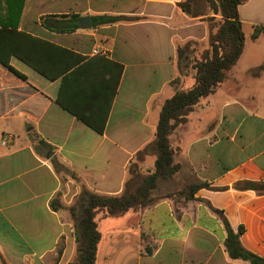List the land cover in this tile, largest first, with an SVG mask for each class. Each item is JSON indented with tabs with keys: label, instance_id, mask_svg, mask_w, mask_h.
<instances>
[{
	"label": "crops",
	"instance_id": "0c3cea01",
	"mask_svg": "<svg viewBox=\"0 0 264 264\" xmlns=\"http://www.w3.org/2000/svg\"><path fill=\"white\" fill-rule=\"evenodd\" d=\"M196 8L192 0H0V264L73 260L70 214L51 201L69 206L82 188L118 194L153 171L160 107L194 84L177 48L187 43L194 59L192 46L208 44L212 14ZM71 13L89 15L91 27L56 32L40 23ZM237 13V62L169 136L181 166L172 186L209 187L100 216L95 264H250L229 257L211 207L264 257V193L234 187L264 182V0H240ZM99 14L122 19L93 27Z\"/></svg>",
	"mask_w": 264,
	"mask_h": 264
},
{
	"label": "trees",
	"instance_id": "16d2710c",
	"mask_svg": "<svg viewBox=\"0 0 264 264\" xmlns=\"http://www.w3.org/2000/svg\"><path fill=\"white\" fill-rule=\"evenodd\" d=\"M214 1L219 4L222 21L217 32L209 36L208 46L194 59L187 58V43L177 48L178 67L179 61L186 60L182 66L194 69V84L187 90H176L162 103L156 123L155 138L151 143L152 152L155 154L154 170L141 178L138 185L132 190L129 183L124 185L118 194H102L82 188L72 205L64 207L52 200L53 209L63 208L68 210L73 226L76 242V259L66 264H95L97 245L100 240V231L96 215L101 217L118 216L128 210L143 208L152 203V191L160 181L169 180L180 168L176 158V151L170 142V134L174 129L186 122L189 113L198 104L201 98L212 93L220 84L227 73L237 62L243 48L244 35L238 19L237 5L240 0H207L213 9ZM183 11L188 12L185 1L179 3ZM216 11L217 9H213ZM92 26L103 23H112L122 19L120 16L107 14L92 15ZM80 16L71 14H48L40 16V23L44 28L56 32H73L80 27ZM257 28L252 33V38L257 35ZM86 124L98 132L102 127L90 123L84 116L76 114ZM209 184L194 181L180 188V193L185 199H193L194 193ZM240 189H253L264 193V182H238L234 185ZM220 217L226 237L224 245L230 258L248 261L250 264H264V257L246 250L240 243L243 227L234 230L224 213L220 209L211 207ZM136 264V263H134Z\"/></svg>",
	"mask_w": 264,
	"mask_h": 264
},
{
	"label": "rangeland",
	"instance_id": "374dc122",
	"mask_svg": "<svg viewBox=\"0 0 264 264\" xmlns=\"http://www.w3.org/2000/svg\"><path fill=\"white\" fill-rule=\"evenodd\" d=\"M192 1L194 2V5L197 7L196 11L199 10V12L201 11L204 14H212L210 16H206L205 20L209 24V29H210L209 36L210 35H214L217 32V30L219 28V25H220V23L222 21V16H221L220 11H219V4L216 1H214V6H215L214 8L217 9L216 11H214L213 10L214 8L213 9L211 8L212 6H210V4L207 2V0H192ZM208 41H209V39H208ZM207 46H208V44L205 45V46H199L198 44L192 46L193 48H195V51H196L194 57L196 55L198 57L199 54L207 48ZM180 170H181V166H180V168L178 169V171L174 175L178 174L180 172ZM150 173H147V174H144V175H141V174L134 175L135 178H133L130 182H128L129 186L132 188V190H134V188L138 185V183H139L141 178L145 177L146 175H148ZM67 175H69V174H67ZM174 175H173V177H174ZM171 179L159 182V184L157 185L156 189H154L152 191V194H151L152 202L154 200H156L157 198H159V197H165V196L173 197L175 199H177L178 197H183L184 195L181 194L180 191H179L180 188L183 187L186 184L194 182V180H193V181H189L188 183H185L181 187L180 186L173 187L172 183L170 182ZM175 180L181 185V183L177 179H175ZM77 196L75 197V199L77 198ZM66 207H68V206H66ZM96 219H97V221L99 220V222H102L104 220L103 218L100 217V214L96 215ZM72 229H73V226H72ZM60 252L61 251L59 250L58 254H60ZM52 259H53V261H55V258H52ZM75 259H76V251L74 253V258L71 261H74Z\"/></svg>",
	"mask_w": 264,
	"mask_h": 264
},
{
	"label": "water",
	"instance_id": "95a60500",
	"mask_svg": "<svg viewBox=\"0 0 264 264\" xmlns=\"http://www.w3.org/2000/svg\"><path fill=\"white\" fill-rule=\"evenodd\" d=\"M79 24L84 27V28H90L91 27V21H90V16L86 15L82 17L79 21Z\"/></svg>",
	"mask_w": 264,
	"mask_h": 264
},
{
	"label": "built area",
	"instance_id": "2783aa9c",
	"mask_svg": "<svg viewBox=\"0 0 264 264\" xmlns=\"http://www.w3.org/2000/svg\"><path fill=\"white\" fill-rule=\"evenodd\" d=\"M102 52H104V50L100 47H96L93 49V53H102Z\"/></svg>",
	"mask_w": 264,
	"mask_h": 264
}]
</instances>
